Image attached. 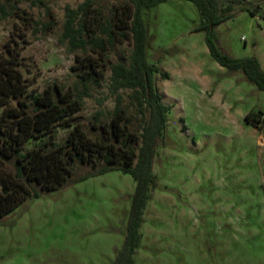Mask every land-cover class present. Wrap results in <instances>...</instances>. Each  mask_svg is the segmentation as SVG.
I'll list each match as a JSON object with an SVG mask.
<instances>
[{
  "label": "rangeland",
  "instance_id": "1",
  "mask_svg": "<svg viewBox=\"0 0 264 264\" xmlns=\"http://www.w3.org/2000/svg\"><path fill=\"white\" fill-rule=\"evenodd\" d=\"M2 1L10 13L0 19V49L16 39L29 88L71 85L75 54L85 51H71L61 33L66 6L83 0ZM239 1L256 12L236 11L214 27L212 39L233 57L255 56L264 70V0ZM125 2L97 0L94 12L111 15ZM22 9L29 19L19 15ZM143 16L146 57L158 67L152 80L170 106L153 160L157 184L132 264H264V119L256 116L255 125L245 118L250 110L264 111V90L210 54L206 32L196 29L201 15L193 1H161ZM131 48L130 37L116 39L104 78L92 85L77 119L88 124L99 109L102 119L111 115L109 66L128 62ZM121 93L127 101L129 89ZM66 133L59 128L58 138ZM83 171L77 166L63 187L28 198L0 217V264L114 262L135 180L120 169L79 178Z\"/></svg>",
  "mask_w": 264,
  "mask_h": 264
},
{
  "label": "trees",
  "instance_id": "2",
  "mask_svg": "<svg viewBox=\"0 0 264 264\" xmlns=\"http://www.w3.org/2000/svg\"><path fill=\"white\" fill-rule=\"evenodd\" d=\"M161 1L165 0H126L111 15L94 12L97 0L66 6L61 39L71 51H85L75 54L71 69L76 71V80L68 87L54 82L42 91L29 88L16 39L4 42L0 49V217L28 198L63 187L74 179L79 165L84 167L79 178L120 169L133 176L135 188L123 245L112 264H132L144 210L157 184L153 160L170 106L152 80L158 67L146 57L148 31L143 10ZM191 1L200 11L196 29L206 32L210 54L229 69H241L264 90V70L255 56L233 57L220 51L212 39L214 27L236 11L254 14L257 9L239 0ZM9 13L0 0V19ZM19 15L29 19L23 9ZM128 37L132 40L128 62L117 60L109 66L115 94L111 115L102 119V110H96L85 124L77 119L84 98L91 94L92 85L104 78V63L116 39ZM163 75L168 73L163 71ZM126 89L127 101L121 93ZM263 113L250 110L245 118L258 125L256 116ZM59 128L67 129L62 139L58 138Z\"/></svg>",
  "mask_w": 264,
  "mask_h": 264
},
{
  "label": "built area",
  "instance_id": "3",
  "mask_svg": "<svg viewBox=\"0 0 264 264\" xmlns=\"http://www.w3.org/2000/svg\"><path fill=\"white\" fill-rule=\"evenodd\" d=\"M262 118H264V113L261 115Z\"/></svg>",
  "mask_w": 264,
  "mask_h": 264
}]
</instances>
